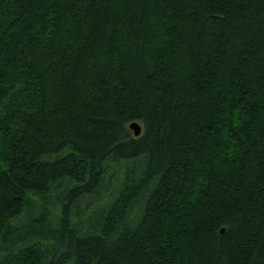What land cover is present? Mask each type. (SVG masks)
I'll list each match as a JSON object with an SVG mask.
<instances>
[{"label": "trees", "instance_id": "obj_1", "mask_svg": "<svg viewBox=\"0 0 264 264\" xmlns=\"http://www.w3.org/2000/svg\"><path fill=\"white\" fill-rule=\"evenodd\" d=\"M0 264H264V0H0Z\"/></svg>", "mask_w": 264, "mask_h": 264}, {"label": "rangeland", "instance_id": "obj_2", "mask_svg": "<svg viewBox=\"0 0 264 264\" xmlns=\"http://www.w3.org/2000/svg\"><path fill=\"white\" fill-rule=\"evenodd\" d=\"M116 169H118V167H116L115 170ZM116 176H117L118 180H114L112 183H110L107 180H105L108 183V188L105 190L104 197L101 200V202H97V204H101L102 202H104V201H106L108 199L109 195L115 190L116 186L119 184L120 180L123 178V172L122 171H117ZM85 204H86V201H83L82 205L84 206ZM86 216L87 215H85V217Z\"/></svg>", "mask_w": 264, "mask_h": 264}, {"label": "water", "instance_id": "obj_3", "mask_svg": "<svg viewBox=\"0 0 264 264\" xmlns=\"http://www.w3.org/2000/svg\"><path fill=\"white\" fill-rule=\"evenodd\" d=\"M129 129L133 132L134 136H139L141 134V131H142L140 124L136 121H133L129 124ZM222 230H221V232H222Z\"/></svg>", "mask_w": 264, "mask_h": 264}]
</instances>
